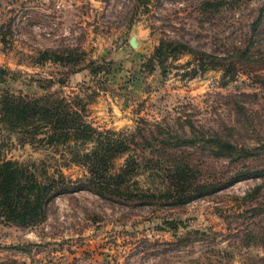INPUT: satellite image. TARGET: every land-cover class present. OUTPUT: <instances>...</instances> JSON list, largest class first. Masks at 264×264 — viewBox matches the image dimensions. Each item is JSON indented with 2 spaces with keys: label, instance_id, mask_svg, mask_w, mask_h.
Masks as SVG:
<instances>
[{
  "label": "rangeland",
  "instance_id": "1",
  "mask_svg": "<svg viewBox=\"0 0 264 264\" xmlns=\"http://www.w3.org/2000/svg\"><path fill=\"white\" fill-rule=\"evenodd\" d=\"M163 39L193 53L164 68L152 58ZM72 49L81 63L40 60L43 51ZM200 59L221 65L191 75ZM90 62L103 70L94 74ZM229 65L235 74L224 77ZM0 68V96L78 97L100 130L196 135L178 150L201 181L258 172L184 205L124 202L92 189L58 194L39 225L0 217V264H264V0H0ZM215 136L252 153L201 138ZM0 140L8 159L50 156L6 129ZM63 172L77 179L86 169ZM138 179L149 187L145 175Z\"/></svg>",
  "mask_w": 264,
  "mask_h": 264
},
{
  "label": "trees",
  "instance_id": "2",
  "mask_svg": "<svg viewBox=\"0 0 264 264\" xmlns=\"http://www.w3.org/2000/svg\"><path fill=\"white\" fill-rule=\"evenodd\" d=\"M219 5L222 3L205 4L210 9ZM185 53H193L186 43L163 39L152 58L164 67L170 58L177 59ZM40 57L41 61L67 66L81 63L83 53L73 49L60 53L43 51ZM204 62L200 59L191 75L221 65L213 61L205 67ZM89 66L94 74L103 70L94 62ZM225 68L224 77L235 74L230 65ZM6 75L7 71L0 68V78ZM87 112L82 99L57 93L31 97L5 91L0 96V129L18 133L21 142L47 149L50 154L40 161L8 159L0 140V217L6 223L20 227L39 225L46 220L48 204L54 196L81 189H92L101 196L124 202L184 205L258 174L236 172L220 181H201L199 169L178 150L180 146L195 145L196 135L172 136L167 131V137L160 140L142 129L131 133L100 130L87 119ZM155 138L157 143L153 142ZM201 138L230 154L252 153L218 136ZM123 156H127L124 164L116 169V160ZM71 165L84 167L86 174L77 179L66 176L63 168ZM141 175H145L149 187L142 186L138 179ZM168 225L178 228L175 221Z\"/></svg>",
  "mask_w": 264,
  "mask_h": 264
}]
</instances>
